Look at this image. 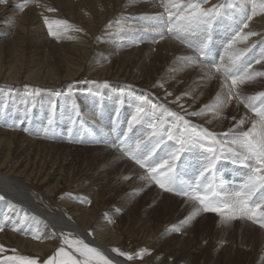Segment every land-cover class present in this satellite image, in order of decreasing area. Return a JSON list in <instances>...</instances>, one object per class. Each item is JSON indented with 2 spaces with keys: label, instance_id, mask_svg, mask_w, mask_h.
Here are the masks:
<instances>
[{
  "label": "rangeland",
  "instance_id": "374dc122",
  "mask_svg": "<svg viewBox=\"0 0 264 264\" xmlns=\"http://www.w3.org/2000/svg\"><path fill=\"white\" fill-rule=\"evenodd\" d=\"M243 1L248 3L247 0ZM216 2L218 3V5H223V3H220L222 2L221 0H216ZM210 3L212 2L210 1ZM204 5L206 6L207 3ZM130 9L134 11L136 7L133 6ZM122 11L123 10L120 7H118L116 10L114 9L110 18L106 20L104 25L107 26V28L103 29V31L113 29L116 26V23L114 24V22L116 21V15L117 13H122V15L124 16V11ZM133 19L135 24L139 23V20H137V18ZM109 25H111L112 28ZM133 29H120L121 32H118L117 37H111L107 35L105 36L104 41L100 39L96 41L91 40L93 42V44L91 42V53L85 55L84 51H78L79 53L76 54L78 57L76 55L73 56L72 54L68 53L66 55L57 54L58 57H56L54 56V54H52L50 49L49 51H42L41 49V51H39V49H37L39 48L37 47L38 44L34 46L35 48L25 45L26 48L24 49V51L26 50V53L24 56L22 53L23 44H10L7 42L8 39H13L16 42H20L16 38V34L14 32H11V34L9 35H1L2 37H0V40L3 42L1 43L3 47H0V108L9 109L10 111L8 114L0 113V129H3V127L5 126L4 128L8 130L7 132H20L26 125L29 127L30 121L32 120V117L34 115H40L42 117L41 124H30L35 127V129H30V135L32 137H34L35 135L34 138L40 141L44 140V142L48 141L49 143H46L47 147L43 142L35 144L36 146L31 149L29 154L23 152L13 154L14 158L12 157V155L10 158L11 161H7L6 163L2 164L0 168L4 172H11L24 180V182L29 187L34 199H36L43 208L52 212L66 215L67 217L76 221L78 220L80 222H83L82 224L95 237L99 239L100 237H103L105 238V240H108V242L111 244V248H118L123 252L131 254H136L141 250L146 249L147 253L143 255L142 258L136 257L131 261L127 260L126 257L120 256L121 258L125 259L128 262H131L132 264H154L151 260V253L155 252V250H148L145 247V240L147 238L146 236L152 235L154 234V232L155 234H161L164 241H167L168 237H172L173 244H170L167 247L165 246L166 248H176L177 246L175 244H178L182 249L186 250L193 248V246L199 247V244L200 246L206 245V247H208V250H213L214 246L217 247L216 249H222L226 246L229 247L230 244L227 242L231 238H235V242H237L238 239L242 240L239 232L237 231L238 228L235 227V224H238V222L234 223L236 220L231 221L229 224H223L221 223V217L219 215H214L217 213L204 212L203 214L196 216L195 219L192 220L188 225L183 226L180 232L171 231L174 225L180 226V222L185 220V218L189 216V214L191 213V205H187V203H184V201L165 198L161 195H155L154 193L152 194L150 190L142 191L137 196H131L132 192L130 189L123 186L122 190H120L121 188H118L117 185H115V176L119 177L120 171L118 173L112 168L110 163V160L111 162L113 161L111 159V154L106 151V149H104V147L110 146L107 143L109 135L105 134L106 128L108 127V124L106 122L116 123L112 125L114 130H119L118 133L114 131L117 136L119 134V136L123 138L124 133H127L128 137L133 138V141L143 140L147 142L152 138L149 134L153 131V129L146 124L133 122L131 131L128 130L129 122L132 121L133 116L137 115L136 109L140 106L137 105V103H142V101L139 99L140 96H137L135 98L137 100V103L132 104L131 110L129 111L128 109L120 107L121 105L118 106V104L113 106V101L109 102L108 99L105 98V95L97 93L98 96H95L92 91V89L96 87H99L102 91H106L107 88H111L108 83H106L105 85V81L114 83L115 81H113L112 79H115V77H117L115 73H119L121 71V68L125 66L127 68V72H125L124 74L131 72L133 73V75H136L139 72L143 71L145 75L148 76V79L147 76H145L146 82H144V86L148 88L145 89L148 90L154 97L148 95V91L144 92L143 94H145L147 98L150 99V101L156 98H162L161 100L167 99L168 101L175 100L176 102H179L181 100L185 101V99H188V95H184L185 92H191L194 91V89L198 90L199 88H201L199 87V85L205 86V83H208L211 86L213 83H216L215 86L217 88V83L221 84V79L218 74L216 78L212 80H208L205 78V70L202 69H205V65L208 64V60L205 57H199L198 53L194 51V49L198 45L203 43L201 42L203 41L202 37H204V41H207L208 48H213L214 53H212L211 51L208 52L215 60L216 58L214 57L216 55L219 57V59L221 56H224L223 51L228 44L225 45V39H223L222 41L217 40L214 34H197L198 36L196 38H193L192 36L194 35L191 34L187 37L186 42H181L180 39L174 38L173 35L169 33H165L164 38L161 39L156 32H153L151 30L144 31V28H140L139 30ZM80 33H82V35ZM75 34L76 35L74 36L72 34H70L69 36L58 34V36H61L63 39H66L68 37L70 38V40H72L74 37H77V40H75V38L73 39L75 40V43L78 41V44H88L87 39H85L86 35H84V31H80L79 33ZM78 36L80 41L78 39ZM54 37L56 36L48 35L42 38V40H54ZM132 38L134 39L130 41V39ZM55 41H57V39H55ZM193 42L195 43L192 44ZM71 43H74V41ZM171 44L177 47L182 46L185 50L178 51L176 49H173L170 47ZM7 46L10 47L8 48ZM88 46L89 45H87L86 47L88 48ZM35 49H37V53L39 54L32 56V54H34L36 51ZM188 49L191 53L195 54V56H197L198 60L200 61L198 63H189L187 65L193 67L189 71L188 76L191 80L190 83H188L185 88L181 87L180 90L182 91L167 87V84H164L163 89H159L160 87L157 84L159 83V81L154 82V79L156 80L155 77H159L163 73V76H161V78H164V76L168 75V70L174 72L176 71L175 67H182V62L185 61L182 58L191 57ZM250 53L251 51L243 55L241 57V61L243 58L248 56V58L251 60V68L256 63V60H260V63L264 65V61H261L259 55ZM86 56L87 59H85ZM256 56H258L259 58ZM59 57H61V59ZM68 58L72 62L67 64V66L70 68L73 75L80 71L77 75H72V77L70 76L71 78L67 77V71L65 72L66 63L64 62H67L66 60ZM58 59H60V61H58ZM45 60H47L46 63L57 62L54 64L58 67L57 70H55L51 74L50 72H45ZM21 63L25 65H22V67L20 66ZM37 64H39L42 69V72L37 74L41 76L43 75L45 77L42 76L41 80H38V77L33 76L35 73H32L31 76L33 77L26 79V74H28L27 66H29V71L34 72L38 69ZM9 66H13V69L20 70V73H17L14 70L11 71ZM163 68H166V70H162ZM23 70L24 73H22ZM52 70H54V67L52 68ZM94 70H98V72H95ZM12 75H15V77L13 78ZM59 76H64V78L61 79L59 83H55ZM173 79V81H170V84L176 82L178 77ZM138 80L141 81V78H139ZM180 84H183V81H181ZM251 84L252 83H246L241 86V91L244 95L245 90H249L251 93H258L262 89V91H264V83H261L262 85H260V87L255 86L254 88L256 90L250 86ZM153 86H155L156 88ZM177 87H179V85H177ZM164 89H166L167 92H165ZM219 90H221V88H218V91ZM168 93H170V95ZM4 96H7L5 102L4 98L6 97ZM178 97L179 100H177ZM65 100L68 103L70 102L76 105L74 109V116H69L68 118L64 117V111L59 109L60 103L64 102ZM10 101H13L15 108L10 109ZM19 105L22 106V108L18 107ZM29 105H51V107H49V109H43L41 113L38 111H33L32 114H30L28 111L30 107ZM228 107H232L233 109L238 110L239 113H241V110H243L242 114H245L244 110H248L244 107L243 104L238 105V102L235 99H233L228 104ZM193 109V107L190 108L191 111H193ZM91 110H93L94 112H91ZM145 111H147V108H145ZM181 111L182 110H180V112ZM247 112L250 114V116H253V113L251 114L249 111ZM66 113H68V111H66ZM110 113H119L121 118L118 120L114 118L112 120ZM55 114L59 115V117L56 119H54ZM244 114L240 117H244ZM249 114L247 115L249 116ZM94 116L95 118L93 119ZM16 117L20 120H17ZM8 118L10 119L8 120ZM22 119H25L27 121H24ZM165 119L170 120L171 117H165ZM189 120L191 121V119ZM48 121L49 123H47ZM62 123L69 126L59 129L58 127ZM203 124L205 126V123ZM116 125H119L120 128ZM227 127L228 126L226 125V128ZM53 130L54 133L57 132V136L56 134H52L51 131ZM28 135L29 134L27 133V136ZM47 136H55L59 137V139L57 141L54 138H46ZM38 137H40L41 139ZM69 137L77 138V140H69ZM67 142L72 144V147L69 149V151L66 152V149H64V151L60 148L57 149L59 147L58 143L67 144ZM171 143L172 141H166V144ZM54 144L58 146L53 147ZM166 144L160 145V147L156 150L154 159L156 156L162 154V150L166 148ZM99 145L101 149H103L102 151L96 149ZM50 146L52 148H49ZM36 151L39 156L36 154ZM120 154L125 157L123 153ZM131 161L135 165L136 169L139 168L143 172H145V170L142 169L138 164H136L134 160ZM27 163V167L30 166L32 168H30L31 170H29L30 174L25 173L24 175L21 172L24 171L25 168L23 167V165ZM77 175L79 177L81 176V179L77 178ZM53 177L55 178L53 179ZM59 178L61 179L60 181ZM152 184L155 185V187H157L159 191L162 190L161 192L163 193L167 192L163 189H160L157 184ZM104 186H114V188L116 187V190L112 191V193L115 194L116 198L114 197L115 199H110L111 202H109L110 200L103 197L102 192ZM167 193L173 194L172 192ZM101 194L102 196H100ZM1 202L2 201H0V212L3 208ZM74 204L77 205L74 206ZM79 213H81V215ZM104 221L105 225H103ZM245 221L259 229H262L256 223H253L246 219ZM102 227L105 228H103V232L101 230L98 231L97 228ZM12 229V226L11 228L3 227V230L0 231V246H2L0 247V261L8 260V257H29L37 259V264H45V262L50 257H54L55 253L61 246L65 247L66 251H72L78 259H82V257L78 256V253H75L74 249L68 250L66 248V246L68 245L63 244V241H60L56 237L51 240H47L30 234L31 232H34L33 230H28L24 234H21L19 233L21 230L19 224L18 226H16V228H14L16 230ZM111 234L117 236V240L115 242H111ZM18 235H20L21 237L23 236V238L26 239L29 238L33 242L40 243V245L44 243L49 244L52 247L46 245L47 248L45 249V254L41 255L29 247L26 248L24 246H21L19 244L20 242L17 240ZM68 238L78 240L77 237L73 236L72 234ZM84 243L88 244L86 242ZM241 246L242 245H240L238 248L244 252L252 251L254 249L248 247L243 250ZM59 259V257L56 258V260ZM13 261H17L21 264L19 260ZM191 262L193 261L191 260ZM204 262L205 260L201 259L200 264H203Z\"/></svg>",
  "mask_w": 264,
  "mask_h": 264
},
{
  "label": "bare ground",
  "instance_id": "6f19581e",
  "mask_svg": "<svg viewBox=\"0 0 264 264\" xmlns=\"http://www.w3.org/2000/svg\"><path fill=\"white\" fill-rule=\"evenodd\" d=\"M210 1L212 3H210ZM221 1L222 2H220V3H223V5L226 3V0H221ZM242 2H244V1L242 0ZM244 3H245V7L250 10L251 4L246 3V2H244ZM21 5H24V7L21 8L20 7ZM213 5H218L216 0H208L207 5L206 6L204 5V7L210 8ZM133 6L136 7V9L134 11L130 9ZM118 7H120L124 11V13H123L124 16L122 15V13H117L116 18L114 17L115 15L113 16L116 20L115 22L114 21L113 22H114V24L116 23V26H118V27L115 26L113 29H108L107 31H103V29L107 28V26L104 25L106 20H108V18H110L114 9L116 10ZM49 8L56 9V10L50 12V11H48ZM119 11H117V12H119ZM162 11H163V9L159 6L158 0H141V1H139V0H131V1H129V0L128 1H126V0H37V2H33V0H6V2H0V37H2L3 35H7V34L9 35V34H11V32H14L16 34V38L20 42H16L13 39H8L7 42L10 44H16V43L17 44H23L22 53L24 56L26 53L25 52L26 50L24 51V49L26 48L25 45L34 47L37 44H38L37 47H39L37 49H39V51H41V50L42 51L43 50L49 51V49H50L52 54H54V56H56V57H58L57 54L58 55L59 54L66 55L67 53L72 54L74 56V55L79 53L78 51H84V53L86 55V54L91 53V48H92L91 47V42H92L91 40L96 41V40L100 39V40L104 41L105 36H107V35H109L111 37L112 36L117 37L118 32L120 33L122 29H129V28L133 29L134 28L133 30H139L140 28H144V29L149 28L150 27L149 23L142 20L141 17L146 16V15H149V16L154 15V14H156L158 12H162ZM45 17H48L49 23H51L53 25L52 30L54 32H56L57 34H63L65 36H69L70 34H72L74 36V35H76L75 33H79L80 31H84L85 32L84 35H86L85 39H87L88 44L87 43L78 44L77 43L78 41L75 43V40H77L76 39L77 37L76 38L74 37L75 40H73L74 38L72 39L74 41V43H71L73 41L70 40V38L67 37L66 39H63L61 36L59 38H57V36L54 37V40H50V39L42 40V38H44L48 35H51L49 32L48 25L45 24V21H44ZM133 18H137V20H139V23L135 24ZM55 21H66L67 25H65V24H59L58 25L55 23ZM263 22H264V15H257L256 17H254L249 24V28L244 29V33L248 32V31H255L257 33H260V35L250 37L247 41H239L238 40L233 45V48L238 50V51H244L246 49V51H244V55L247 52L251 51L250 54L253 53V54L259 55L261 58L262 55H264V51H262V49H264V28H263L264 24H263ZM69 25L71 27H69ZM110 27L112 28V26H110ZM80 34L82 35V33H80ZM197 34H200V35L214 34L215 38L219 41H222L223 39H225V45H227L229 43V41H232L235 38V32L233 31V28H232V21H230L228 19H223V20L218 19L213 24L211 31H210V34L197 32V33H194L193 34L194 36H192V37L196 38L198 36ZM87 35H89V36H87ZM241 35H243V33ZM55 39H57V41H55ZM78 39H79V36H78ZM133 39L134 38L130 39V41H132ZM202 39H203V41H201V42H204V40H205L204 37H202ZM83 40H84V38H83ZM83 40H82V42H83ZM79 41H80V39H79ZM41 42H43V43H41ZM1 43H3V42L0 40V47H3V45ZM171 43H173V42H171ZM194 43L195 42H193L192 44H194ZM92 44H93V42H92ZM85 45L86 46L89 45L88 48ZM7 47L9 48L10 46H7ZM170 47L173 49H176L178 51L185 50L182 46L177 47V46H174L173 44H171ZM37 49H35L36 51L34 54H32V56L39 54V53H37ZM188 51L190 52L189 49H188ZM223 52L225 55V48H224ZM189 54H191V57L195 56V54H193L191 52ZM256 57H258V56H256ZM59 58L61 59V57H59ZM214 58H216V61H219V57L217 55ZM32 59H33V57H32ZM60 59H58V61H60ZM85 59H87V56ZM53 60H55V59H53ZM21 61H22V59H21ZM46 61L47 60H45V62H44V66H46V70H44L45 72H50V74H51L55 70H57L58 67L56 65H54L57 62H51L50 61L51 63H46ZM66 61L67 62H64V63H66V67H65V72L67 71L66 76L71 78L73 73L70 70V68L67 66V64L71 63L72 61L69 60V58ZM244 61H247L249 64H251V60L248 58V56L243 58L241 62H244ZM261 61L263 62L264 59L261 58ZM23 63H24V60H23ZM182 63H183L182 67H175L176 71L172 72V71L168 70V75L164 76V78H161V76H163V73L159 77L154 76L156 78V80L154 78H152V79H154V82L159 81V83H157L158 86L160 87V88L158 87L159 89H163L164 84L165 85L167 84L166 85L167 87L182 91V90H180L181 87L185 88V86L188 83H190L191 80L189 79L188 76H189V71L193 67L187 66L189 63L186 60L183 61ZM16 65H14V66H16ZM22 65L23 64L21 63L20 66H22ZM34 65H36V64H34ZM12 67L13 66H9L11 71L14 70L17 73H20V70L13 69ZM37 67H38L37 70H35L34 72H31V71H29V66H27L28 74H26V76H27L26 79H29V78H32L33 76H36V77H38V80H41V77L43 75L41 76V75H38L37 73H41L42 69L39 66V64H37ZM53 67H54V70H52ZM162 70H166V68H163ZM251 70H253V71H264V65H262V63H255L252 66ZM94 71L98 72V70H94ZM79 72H77L75 75H77ZM125 72H127V68L125 66H123V68H121V71L119 73H115L117 75V77H115V79H112L113 81H115L114 83H109L108 81H105L111 87V88H107L106 91L103 90L104 91L103 92L99 87L93 88L92 91H93L95 96H98L97 93L101 94V95H105V98H107L109 102L113 101V106L118 104V106L121 105L120 107H123L124 109H128L130 111L132 104L137 103V100L135 99L137 96L147 98V96L145 94H143L144 92L148 91L145 89L147 87L144 86V82H146L145 76H147V75H145V73L143 71L139 72L136 75H133V73H131L130 71H129L130 73L124 74ZM22 73H24V70ZM32 73H35V74L33 76H31ZM149 74H150V72H149ZM75 75H73V76H75ZM118 76H121V77H118ZM151 76H153V75H151ZM12 77L14 78L15 75H12ZM43 77H45V76H43ZM177 77H178L177 81L170 84V81H173L174 80L173 78H177ZM63 78H64V76H59L55 83H59L61 81V79H63ZM139 78H141V81L138 80ZM51 79H54V78H51ZM147 79H148V76H147ZM181 81H183V84H180ZM41 83H43V82H41ZM251 83L252 84L250 86L253 88L255 86L260 87V85H262L261 83H264V78L258 77V78H256V80L254 82H251ZM111 84H113V85H111ZM153 85H155V84H153ZM177 85H179V87H177ZM215 85H216V83H213L211 86H210V84L205 83V86L199 85V87H201V88H199L198 90H195L193 88L194 91L187 92V93H190V95H188V99H185V101H182V100L179 102H176L175 100H169L168 101L167 99L161 100L162 98L158 99L155 97L156 99L151 100V102L153 104H157V105L162 104V105L166 106L168 109H170L171 111L177 112L181 115H184L186 119H188V120L191 119L193 124L202 126L203 128L208 129L210 132L216 133L218 138H220L221 134L228 133L229 128H233V126L237 123L238 119L241 118L240 116L244 114V113L242 114L243 110H241V113H239L238 110L233 109L232 107L229 108L227 106V107L223 108V110H222L223 114H222V116H220L218 118H213L212 112H208L204 116H196V117H192V116L187 115V113H190V112H198L205 105H208L212 102V100H213V98H215L217 92L221 91V90L218 91V88H220V83H217V88ZM248 86H249V84H248ZM153 87H155V86H153ZM164 90H165V92H167L166 89H164ZM120 93H122V94H120ZM147 94L150 96H153L149 91ZM177 94H178V92H177ZM255 94H256L255 92L251 93L249 90H245L246 96H251V95H255ZM160 95H162V94H160ZM4 97H6V98H4V102H5V100L7 99V96H4ZM147 100L150 101V99H148V98H147ZM71 102H73V101H71ZM137 105H140V104L137 103ZM9 106H10V109L15 108L13 101H10ZM75 106L76 105H74L70 102L68 103L65 100L64 102L60 103L59 109L64 111L63 116L68 118L69 116H74ZM18 107L22 108V106H20V105ZM49 107H51V105H49V106H44V105L30 106L28 111L30 114H32L33 111H38L41 113V111H43V109H45V108L49 109ZM191 107L194 108L193 111L190 110ZM197 107H199V108H197ZM179 109L182 111L180 112ZM239 110H240V108H239ZM9 111H10L9 109L0 108V113H7L8 114ZM66 111H68V113H66ZM247 111L244 110L245 114L246 113L249 114ZM91 112H94V111L91 110ZM110 115L112 117V120L114 118L116 120L121 118L119 113H110ZM249 116H250V114H249ZM58 117H59V115L55 114L54 119H56ZM233 117H235V119H233ZM94 118H95V116L93 117V119ZM229 118H230V120H229ZM9 119L10 118H8V120ZM16 119L20 120L17 117H16ZM41 119H42V117L40 115H34L32 117V120L30 121V124L40 125L41 121H42ZM22 120L27 121L25 119H22ZM101 121H102V119H101ZM47 123H49V121ZM106 123L108 124V127L106 128L105 134L109 135V139L107 140V143L110 146L109 147L103 146V147H104V149H106V151H108L111 154V159L113 161L111 162V160H110V163H111L112 168L115 171H117L118 173L120 171V174H119L120 176L119 177L115 176V178H116L115 185H117L118 188H121L120 190H122V187L125 186V188L130 189L131 192L133 193V194L131 193V196H137L142 191L150 190V192L152 194L154 193L155 195H161L165 198L184 201V203H187V205L192 206L191 212L193 211V209L195 207L199 206L198 204H195L194 202L189 201L187 198L178 197L176 195H173V194H170L167 192L163 193V192H161L162 190L159 191L158 188L155 187V185H153L152 183H150L148 181L141 180L140 176L143 175L144 172L139 168L136 169L133 162L124 154V152L121 149H118L117 147L113 146V145H116L118 143V138H117L118 136L115 134V132L118 133L119 130L118 129L114 130L113 125H112V124H116V123H114V122H106ZM203 123H205V126ZM28 124H29V122H28ZM30 124H29V127L26 125L23 128V130L20 132H16L15 130H14L15 132H12V133L7 132L8 130H6L4 128L5 126L3 127V129H0V166L2 164L6 163L7 161H11L10 158L13 154L21 153V152L29 154L31 149H33L34 146H36L35 144H37V143L39 144L41 142L46 144L48 142V141L44 142L43 139H42L43 141H40V140L34 138L35 135H34V137H32L30 135L31 134L30 129H35V127L30 125ZM226 125L228 126L227 128H226ZM68 126L69 125L62 123L61 125H59L58 128L59 129L60 128H66ZM116 126H118L120 128L119 125H116ZM247 127H250V123L249 124L246 123L243 126L244 130H246ZM12 128H13V126H12ZM27 133L29 134L28 136H27ZM38 138H40V137H38ZM46 138H48V137H46ZM69 140H77V138L69 137ZM14 141L16 142V144ZM37 141H39V142H37ZM50 143H52V142H50ZM58 145H59V147L57 149L60 148V149H63V151H64V149H66V152L69 151V149L72 147V144H70L69 142H67V144H59L58 143ZM45 146L47 147V144ZM55 146L56 145L54 144L53 147H55ZM42 147H44V146H42ZM99 147H100V145L96 149L102 151L103 149H101V147L100 148ZM49 148H52V147L50 146ZM201 151L202 150H200V151L194 150L192 152H185V154L188 157H191L192 155H196V154L200 157V156H202ZM120 153H123L127 159ZM36 154H37V151H36ZM37 155L39 156V154H37ZM74 155H77V154H74ZM224 155L226 156V158L219 160L217 162L218 164H221V165L227 164L230 160V155H232V154L228 153V152H224L220 156H224ZM12 157L14 158V155ZM13 158H12V160H13ZM12 166H13V164H12ZM27 166H28V163L23 165V167H25V168H24V171H22L21 173L24 175H25V173L30 174L29 170H31L30 168H32V167H30V166L27 167ZM188 167H190V165H188ZM78 172H80V171H78ZM83 174H84V172H83ZM229 174H230L229 172H224V173H222V178H221V182L225 185V190L227 192H230V184L228 183ZM125 177H129V179H125ZM223 177H225L226 179L223 180ZM54 178L55 177H53V179ZM56 178H57V176H56ZM77 178L81 179V176L80 177L78 176ZM83 179H85V178H83ZM60 180L61 179L59 178V181ZM83 181H85V180H83ZM114 190H116V187L114 188V186H104L103 192H102L103 197L105 199H108V200L114 198L115 194L112 193V191H114ZM123 190H125V189H123ZM0 195H3L5 197V199L1 202V205L3 208L1 209V212H0V223H2L4 225V227H6V228L10 227L11 228V226H12V228L14 229L19 224V227L21 228L19 233L24 234L28 230H33L34 232H31L30 234L36 235L38 237H41V238H44L47 240H51V239L56 237L60 241H63V235L62 234H70V235L72 234L73 236L77 237L78 240H82L83 242L88 243L90 247H94V248L99 249L101 252L104 253V255L108 256L109 259H112L114 261V264H132L131 262H128L125 259L121 258L117 253L111 251L113 248H111V246H110L111 244L108 242V240H105V238H103V237H100V239L95 237L82 224L83 222H80L78 220L76 221L74 219L67 217L66 215H62L60 213L52 212V211H49V210L43 208L37 202V200L34 199V197L32 196V194L30 192L29 187L24 182V180H22L17 175H15L11 172L2 171L1 168H0ZM100 196H102V194ZM99 198H101V197H99ZM109 202H111V200ZM76 205L74 204V206H76ZM78 207H80V206H78ZM79 211H81V210H79ZM79 214L81 215V213H79ZM201 214H203V213H201ZM214 215L217 216L218 214H214ZM80 218H82V217H80ZM236 222H238V224H235V227L238 228L237 231L239 232V235L241 236L242 240L238 239L237 242H235V238H231L227 242L230 244V246L229 247L226 246L222 249L221 248L216 249L217 247L214 246L213 250H208L207 249L208 247H206V245L200 246V244H199V247L193 246V248H190L187 250L182 249L178 244H175L177 246L176 248H166L168 245L173 244L172 243L173 242L172 237H168L167 238L168 240L164 241L162 235L161 234H155V232L152 235L146 236L147 238L145 240V242H146L145 247L148 250H151V249L155 250V252L151 253V260L154 264H200L201 259L205 260V262L203 264H264V230L259 229L255 226L249 224L245 220L236 219V221L234 223H236ZM103 225H105V221H104ZM104 227L97 228V229H98V231L101 230L103 232ZM154 231H155V229H154ZM236 236H237V234H236ZM17 237H18L17 240L20 242L19 244L21 246H24L26 248L29 247L41 255L45 254V249L47 248L46 245L52 247L51 245L44 244V243L40 245V243L33 242L29 238L26 239V238H23V236L21 237L20 235H18ZM111 240H112L111 242H115L117 240V236L112 235ZM89 242H94V244H96V245H93ZM188 244H190V243H188ZM240 245H242L241 248L243 250H245L248 247H251L254 249L252 251L244 252L238 248ZM98 246L107 248L108 250L111 251L112 255H107L105 253V251L100 249ZM66 248L68 250H72L69 248V246H66ZM78 256H79V254H78ZM191 260L193 262H191ZM0 264H20V263L17 261H13V260H11V261L10 260H3V261H0Z\"/></svg>",
  "mask_w": 264,
  "mask_h": 264
},
{
  "label": "snow or ice",
  "instance_id": "6c2138e0",
  "mask_svg": "<svg viewBox=\"0 0 264 264\" xmlns=\"http://www.w3.org/2000/svg\"><path fill=\"white\" fill-rule=\"evenodd\" d=\"M0 2H6V0H0ZM247 2L251 4L250 10L245 7L242 0H226L224 5H213L210 8L203 6L208 3V0H158L163 11L141 17L150 25L144 31L156 32L161 39L164 38L165 33H169L181 42H186L189 35L197 32L210 34L213 24L218 19L232 21L235 38L229 41L225 48V55L221 56L219 61L211 57L207 41L194 49L199 57H205L208 60L205 69H202L205 70V78L212 80L217 74L220 76L221 91L217 92L210 104L205 105L198 112H190L187 115L204 116L212 112L213 118H218L222 116L223 108L227 107L233 99L238 102V105L243 104L249 112L253 113V116H248L246 113L233 128H229L228 133L221 134L220 138H217L216 133L193 124L184 115L173 112L162 104H153L146 97L139 98L142 103L137 107V115L133 116L128 128L131 131L133 122L146 124L153 129L149 134L152 139L147 142L133 141L127 133H124L123 138H120L118 134V143L113 146L121 149L129 159L145 169L144 174L140 176L141 180L155 183L164 191L175 192L177 196L187 197L189 201L199 205L180 222V226L174 225L171 231L180 232L183 226L188 225L196 216L204 212L217 213L223 224H229L236 219H246L259 224L264 229V91L251 96H246L241 91L242 85L254 82L257 77H264V71H253L251 64L247 61L241 62L246 49L238 51L233 48L238 40L247 41L250 37L260 35L255 31L244 33V29L249 28L254 17L264 15V0H247ZM20 7L23 8L24 5ZM48 11H55V9L49 8ZM44 21L48 25L50 34L59 38L58 34L52 30L53 25L49 23L48 17H45ZM55 23L67 25L66 21H55ZM261 58L264 59V55ZM182 59L190 64L200 62L196 56ZM255 62L260 63V60ZM165 117H171V119L166 120ZM246 123H250V127L244 130L243 126ZM166 141H172V143L166 144ZM161 144H166V148L154 159L153 156ZM194 150H202L204 163L199 175L192 180L180 179L183 170L181 155ZM224 152L231 153L233 161L243 165L247 170L243 183L236 191L227 192L222 185L214 183L213 169L217 159ZM178 161H180L179 164ZM4 199L5 197L0 195V201ZM3 227L4 225L0 223V231ZM62 235L64 236L63 244L74 249L82 259H78L72 251H66L65 247L61 246L54 257H50L45 264H114V261L99 249L90 247L82 240L69 239L70 234ZM111 251L126 257L129 261L136 257L142 258L147 253L146 249L136 254L123 252L118 248H113ZM57 257L60 259L56 260ZM7 259L19 260L21 264H37L35 258L8 257Z\"/></svg>",
  "mask_w": 264,
  "mask_h": 264
},
{
  "label": "water",
  "instance_id": "95a60500",
  "mask_svg": "<svg viewBox=\"0 0 264 264\" xmlns=\"http://www.w3.org/2000/svg\"><path fill=\"white\" fill-rule=\"evenodd\" d=\"M89 243H91V244H93V245H96V244H94V242H89ZM100 249H102L103 251H105V253L107 254V255H112V253H111V251L110 250H108L107 248H105V247H101V246H98Z\"/></svg>",
  "mask_w": 264,
  "mask_h": 264
}]
</instances>
